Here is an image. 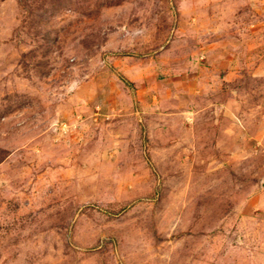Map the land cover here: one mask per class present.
Wrapping results in <instances>:
<instances>
[{"label":"rangeland","instance_id":"obj_1","mask_svg":"<svg viewBox=\"0 0 264 264\" xmlns=\"http://www.w3.org/2000/svg\"><path fill=\"white\" fill-rule=\"evenodd\" d=\"M0 264H264V0H0Z\"/></svg>","mask_w":264,"mask_h":264}]
</instances>
